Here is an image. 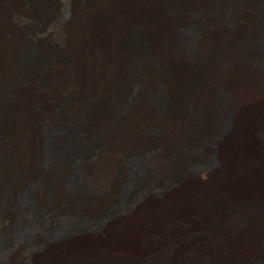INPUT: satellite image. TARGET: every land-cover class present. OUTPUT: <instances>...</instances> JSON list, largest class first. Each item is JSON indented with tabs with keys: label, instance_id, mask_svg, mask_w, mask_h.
<instances>
[{
	"label": "bare ground",
	"instance_id": "bare-ground-1",
	"mask_svg": "<svg viewBox=\"0 0 264 264\" xmlns=\"http://www.w3.org/2000/svg\"><path fill=\"white\" fill-rule=\"evenodd\" d=\"M164 1L35 0L29 5L28 0H0L1 5L14 10L12 19L25 23L29 18L33 23L27 36L31 46H26L18 60L21 66L15 63L17 68L12 67L9 59L2 61L13 51L11 43L0 46L7 113L12 111L16 117L20 102L32 98L43 102L62 92L69 96L63 106L66 121L73 107L87 105L90 96L99 94L105 86L109 94L125 89L119 84L116 91L112 88L115 80L121 79V59L133 65L147 61L158 65L155 72H135L132 80L138 84V93L133 99L134 107L125 110L128 116L141 112L136 106L158 80L165 93L163 105L167 109L188 110L184 117L172 119L168 128L163 124L156 136L121 150L111 151L106 144L96 142L84 149V139L94 133L81 129L70 135L59 133L51 147L56 160L46 171L37 170L41 172L40 180L52 184L53 193H58L63 189L58 180L59 169L79 167L73 174L75 187L69 191L65 210H57L66 212L65 219H70V212L94 219L95 206L84 198L87 188L95 185L116 193V183L110 178L112 163L123 161L129 153H142L143 161L138 159L137 163L140 175L131 186L133 195L95 228L71 219L67 227L47 238L39 231L42 224L36 212L38 206L45 205L44 193L41 186L34 185L29 194L31 204L18 208V221L27 220L16 231L15 239L18 221L11 213L0 214V221L7 225L0 231V264H264V51H238L250 44L253 35L264 40V6L259 0H247L260 6L255 7L257 10L241 8L243 0H225L217 14L198 17L194 28L188 25L181 36L189 41L187 50L178 44H173L172 49V59L182 66V75L177 65L170 71L157 53L161 30L166 33L169 26L165 11L158 9ZM211 2L214 1L208 0V4ZM185 3L179 4L178 25L186 22L184 16L187 17L191 2ZM156 9L160 16L157 11L154 14ZM244 26L248 29L242 31ZM126 27L134 31L127 38L130 45L121 48V31ZM233 32H240L239 36L231 35ZM232 36H236L233 45L227 46ZM10 38L16 40L14 36ZM8 39L0 37V41ZM223 42L220 47L218 44ZM214 46L217 52L207 54V48ZM187 84L193 91L182 88ZM78 94L84 97L76 104L71 98ZM203 112L205 123L199 120ZM223 114H228L229 120L224 128L217 129ZM6 123L0 126V132ZM200 127L207 133L197 138L177 130ZM165 147L176 153L172 170L137 194L139 188L148 184L150 168L167 170ZM4 148L0 145V153ZM150 149L152 152H148ZM33 151L35 163L41 160L43 151L38 138ZM206 154L210 160H206ZM187 157L196 162V169L184 166ZM52 168L55 171L48 172ZM3 175L4 167L0 166V176ZM17 178L10 193L7 191L10 200L24 183L21 174ZM34 182L39 181L34 178ZM47 221L48 227L56 226L52 216Z\"/></svg>",
	"mask_w": 264,
	"mask_h": 264
},
{
	"label": "rangeland",
	"instance_id": "rangeland-1",
	"mask_svg": "<svg viewBox=\"0 0 264 264\" xmlns=\"http://www.w3.org/2000/svg\"><path fill=\"white\" fill-rule=\"evenodd\" d=\"M14 1L16 2V0ZM28 1H30L29 5H31V2L35 0H28ZM186 1L187 0H165L161 4V8H158L159 10L165 11V15H167V19L169 21V24H168L169 26L168 28H165L167 29L166 33H164V31L161 30L160 42L158 45L159 48L157 49V53L163 59V62L166 63V67L168 66V69L170 71L172 69V66L177 65V69L180 71L182 75H183L182 66H178V63H177L178 60L172 59L173 58L172 55L175 56L172 53L173 44H178L180 47H183V49H186L188 47L189 41H185L184 39L181 38V36L184 35L183 33H185L186 29L188 28L187 26L189 25V27H193V28L196 27L197 25L196 20L198 19V17L205 19L209 17L210 15H212L213 13L217 14L218 11L221 8H223L225 4V0H213L214 2H211L210 4H208V0H192V1L190 0L191 6L190 8H188L189 10L186 9V15L188 18L184 16L185 21H186L185 24L178 25L177 20L180 19L178 8L181 7L179 4L186 5L185 3ZM259 1H260V5L264 6V0H259ZM15 2L13 3L14 9H15ZM177 2L178 3L180 2V3L178 4ZM240 5H241V8L248 7L251 9L253 8L256 9L257 6H260V5H257L256 3L253 4V2L247 1V0L241 1ZM0 6H1L0 7V37L3 36L5 38H9L8 40H1L0 46L5 47L9 43L13 45V51L11 52L10 56L6 59H4V56H3L2 61L9 59V61L12 63L11 66L17 68L18 66H21L18 63V60L22 56L21 55L22 51H25V48L27 45L31 46V43L27 40V36H28V32L31 31L30 27H32L33 23H32V20H29L28 16H27L28 20L26 19L25 23L19 22L16 19H12L13 17H11V14L14 10H12L10 7L7 8V5L4 7L3 5L0 4ZM28 9L29 8H27V10ZM158 9L154 11V14L156 13V11L158 12ZM157 14L158 16L161 15L159 12ZM251 21L253 22V25L256 26L255 21L253 20L252 17H251ZM12 22H15V23H12ZM247 29H248L247 26H244L242 28V31L247 30ZM133 31L134 30L132 29V27H126L125 29H122L121 34H124V35H121V48L125 46L128 47L130 45V42L127 38H128V35H130ZM239 33L235 34V32H233L231 35L235 34L236 36L237 35L239 36ZM11 36L16 37V40H13V39L11 40L10 38ZM236 36H232L229 39V41L227 40V46L233 45V39H235L234 37ZM43 40H47V39L44 38ZM249 40H250V44H247V46H244L243 49L239 48L238 51H244V53L246 54L254 52L256 48L261 51H264V40L263 39H261L260 37L258 38V36L253 35L252 38ZM210 41L213 45H215L212 38L210 39ZM1 42L3 43V45ZM154 42L156 44L158 43L156 41ZM47 44L51 45V41H48ZM217 44L218 43H216V45ZM224 44L225 43L223 42L218 45H220L221 47V46H224ZM215 47L216 46L208 47L207 54H209V52H212L211 53L212 55L213 52H217ZM229 50H230V47H229ZM12 53H13V56H12ZM231 56H234V55H231ZM15 63L17 67L14 66ZM2 70L3 69L0 70V81H1V78L4 77L2 74L3 73ZM136 71L141 72V73H144L146 71L155 72V71H158V65H155V62L149 63L148 61L140 62L137 65H133V63H130V61L128 62V60H126V62L124 63L122 62V59H121V79L115 80V85L112 88L113 90L116 91L118 89L117 84H119L121 85V87L122 86L125 87V89L124 90L119 89L121 93L118 92V94L116 93L109 94L108 92L105 91V89H107L105 86L104 90L103 88L101 89L103 92L101 91L97 95L90 96V100L87 103V105L83 107H77V106L73 107V111L71 110L69 114L66 116L68 117V120L66 121L63 116L64 114L63 106L66 104L67 102L66 99H68L69 96L66 94L64 96L62 92L53 94L54 96L51 95L50 99H47L46 101H43V102L35 98L28 99L25 102H20V104H18L19 106L17 107L18 113L16 114V117H14L15 113H13L12 111L7 113L6 110L8 109L5 108V103L3 102V95L5 92L2 91L5 88V80L1 81V85H0V107H1L0 108V126H2L4 122H7L6 127H4L5 129L0 132V145L5 146L4 152L0 153V162H3V163H0V166H3L4 171H5V175L0 176V210H1L0 214L1 215H3L4 213H8V214L11 213V215L14 216L15 219L18 221L19 216H20L19 214L20 211L18 212V208L26 206L27 204H31L29 194H30L31 188L34 185L41 186L42 187L41 192L42 194L44 193L43 196H44L45 205H43L44 207L38 206L37 207L38 209L36 210V212L39 213L38 217H39V220H41L40 222L42 224L41 229H39V231L42 232L41 234L47 238L57 229L62 228V227H67V224L68 222H70L71 219L77 222L78 224H80L81 226L86 225V227L88 228L90 227L95 228L99 223L103 222L104 220H106V218L111 216L112 213L121 209V205L123 204V202H127L126 200L130 199V194H132L131 186H132L134 178L139 177L140 175L139 171L141 169L139 168V166H137V163L139 162V160L143 161L142 156H141L142 153H138V156L136 153L135 154L129 153L123 157V161L120 160V162L116 161L112 163L110 178L112 179L111 181H114V183H116V186H117L115 190L117 191L116 193L103 190L99 187H96L95 185H92L91 189L87 188L88 192L86 191L87 192L86 195L85 193L83 195H85L84 198L86 197L87 203H92V205L95 206V214L97 216H94L95 217L94 219L93 218L88 219L87 217L79 213H75V212L73 213L70 212L71 214V216L69 217L70 219H65L64 217H66L65 215L66 212L57 211V210H62V208H64L65 210L64 206L66 202L68 201L67 197L71 195L69 194V191H71L75 187L74 186L75 181H74L73 174L77 173V171L79 170L78 169L79 167L73 166V168L68 169V170H65V169L62 170L61 168L59 169L57 173L58 180L61 182V185L63 184V189L59 191L58 193L56 192V190L53 193V189L55 188L52 184H50L49 182H43L40 180L38 175L41 174V172L40 170H37V168H41V170L44 172L47 170V168H49V165H51L53 161L56 160L55 159L56 155L52 152L51 147L53 146V142H54L53 140L55 139V137L59 135V133L70 135L72 133H79V130L77 129H81V131L82 130L86 131V133H94L91 138L84 139V142H83L85 145L84 149H87L86 147H88L90 142H96L102 145L106 144L108 148H111V151H114L115 149L121 150V147L123 146L125 147L129 144H134L135 142L137 143L138 141H143L147 137L152 138V136L153 137L156 136L158 134L157 132L161 129V127H164L165 125L168 128V124L172 122L175 118L177 117L182 118L185 116V114L186 115L188 114V110H179V109L177 110V109H172V108L167 109L163 105L164 97L162 96H165V93L163 90V84L158 80L157 82H155V84L151 88L153 91L150 90L147 94H144L142 102L140 101L138 105L136 106L141 112L134 113L135 117L132 116L133 114H131V116H128L126 111H128L129 108L131 109L134 107L133 99L135 95L138 93V87H137L138 84L134 81V79L132 80ZM130 79H131V82H130ZM110 80L111 78L108 80V82ZM182 88H185L188 91L190 90L193 91L191 85L189 84H187L186 87L183 86ZM75 96H73L74 98L73 97L71 98L72 102L74 100L75 103L77 104L78 102L83 101L82 98L84 96H81L79 94ZM72 104L74 105V103ZM6 105L8 106V104ZM181 109H183V107H181ZM207 110H209V108H207ZM205 116L206 114L205 112H203V114L199 116V120L200 121L203 120L205 123L207 119V117ZM228 117H229L228 114H223V116L219 117L217 129H222L226 126L229 120ZM177 130L180 133L186 132L187 134H189V136L191 135L190 137L195 135L196 138L197 136L202 137V135L204 136L205 133H207V130L204 129L203 130L204 132H203L201 130V127L198 129L195 128L192 131H189V130L186 131V129L184 128L177 129ZM36 133L40 134L39 137L37 136ZM37 138L39 139V142L41 146L43 147V151L41 154V160L39 159L38 161H35L34 163V152L35 151L33 150H34V143ZM157 148L158 147H156L155 149ZM148 152H152L151 149ZM164 154L167 157V161H168L167 170L161 171L156 168L155 169L150 168L147 174L148 184L144 186L143 189L139 188V192L137 194L142 193V191L145 192V190L148 187L151 188L153 183L158 178L164 179L165 175L168 174L167 172L172 170L174 161H175L174 154L176 153L174 152L173 154V152L170 151L169 147H165ZM191 155L193 156V154ZM206 155H205L207 158L206 160H210L211 159L210 155L208 154ZM186 160H187V163L184 164L186 168L196 169L195 168L196 162L193 161L191 157L190 158L187 157ZM54 167L57 170L58 167L56 166ZM18 168H21V169H18ZM30 170L33 176L29 174ZM53 171H55L54 168L48 169V172H53ZM19 174L23 176L24 183L23 185H21V191L17 195H15V197L12 200H10V198L7 195L8 194L7 191H9L12 188V186L15 183L14 181L18 180L17 177ZM34 174L36 175L35 177H34ZM113 177L115 178V180ZM34 178L37 179L39 182L35 183ZM51 193H53L52 199H51ZM61 203L63 204V207ZM55 207L56 209H54ZM52 211H54L55 214L52 213ZM13 213H16V214H13ZM51 216L53 217V221L56 222L55 227L47 226V223H48L47 220L51 218ZM26 220L27 219H21L20 222L18 221V228H16L15 231L12 230V232L13 231L15 232L13 239H15V236L18 233L16 231L22 229L24 222L26 223ZM6 226L7 225L4 226V222L0 221V231ZM2 236L3 234L0 233V238Z\"/></svg>",
	"mask_w": 264,
	"mask_h": 264
}]
</instances>
